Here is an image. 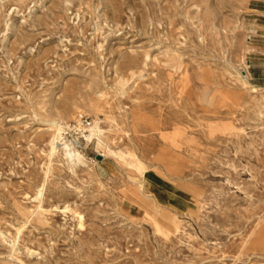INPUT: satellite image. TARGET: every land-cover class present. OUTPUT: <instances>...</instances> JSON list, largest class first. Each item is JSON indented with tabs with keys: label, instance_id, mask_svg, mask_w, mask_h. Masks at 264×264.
I'll list each match as a JSON object with an SVG mask.
<instances>
[{
	"label": "rangeland",
	"instance_id": "rangeland-1",
	"mask_svg": "<svg viewBox=\"0 0 264 264\" xmlns=\"http://www.w3.org/2000/svg\"><path fill=\"white\" fill-rule=\"evenodd\" d=\"M261 2L0 0V264H264Z\"/></svg>",
	"mask_w": 264,
	"mask_h": 264
},
{
	"label": "crops",
	"instance_id": "crops-1",
	"mask_svg": "<svg viewBox=\"0 0 264 264\" xmlns=\"http://www.w3.org/2000/svg\"><path fill=\"white\" fill-rule=\"evenodd\" d=\"M248 15L249 26L255 27V37L249 43L252 52L246 56L248 80L260 87L264 84V2L251 4Z\"/></svg>",
	"mask_w": 264,
	"mask_h": 264
},
{
	"label": "built area",
	"instance_id": "built-area-1",
	"mask_svg": "<svg viewBox=\"0 0 264 264\" xmlns=\"http://www.w3.org/2000/svg\"><path fill=\"white\" fill-rule=\"evenodd\" d=\"M90 123L91 121L85 116L78 114L64 125L62 137L67 141L68 139H71V141L78 139L82 132L89 127Z\"/></svg>",
	"mask_w": 264,
	"mask_h": 264
},
{
	"label": "bare ground",
	"instance_id": "bare-ground-1",
	"mask_svg": "<svg viewBox=\"0 0 264 264\" xmlns=\"http://www.w3.org/2000/svg\"><path fill=\"white\" fill-rule=\"evenodd\" d=\"M63 128H64V126H63ZM52 130H53L54 134L51 135L50 140H49V150H48L49 156H52L55 152H58L60 144L58 143L57 137H58V134L60 133V131L62 130L61 123H57V124L53 125ZM94 132L100 133L101 131L97 126H94L91 135H93ZM86 139H89V138H86ZM75 142H77V141H75ZM72 154L75 156H79L78 151H73ZM98 155H100L101 157H104V155L101 153H98Z\"/></svg>",
	"mask_w": 264,
	"mask_h": 264
},
{
	"label": "water",
	"instance_id": "water-1",
	"mask_svg": "<svg viewBox=\"0 0 264 264\" xmlns=\"http://www.w3.org/2000/svg\"><path fill=\"white\" fill-rule=\"evenodd\" d=\"M95 159L98 160V161H100V160H101V156L97 154V155L95 156Z\"/></svg>",
	"mask_w": 264,
	"mask_h": 264
}]
</instances>
